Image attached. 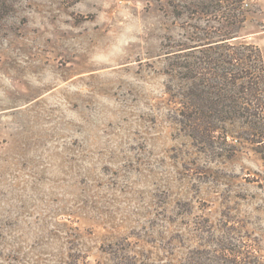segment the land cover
<instances>
[{"label":"rangeland","instance_id":"1","mask_svg":"<svg viewBox=\"0 0 264 264\" xmlns=\"http://www.w3.org/2000/svg\"><path fill=\"white\" fill-rule=\"evenodd\" d=\"M211 36L264 53V0H0V264H264V161L176 119Z\"/></svg>","mask_w":264,"mask_h":264},{"label":"trees","instance_id":"2","mask_svg":"<svg viewBox=\"0 0 264 264\" xmlns=\"http://www.w3.org/2000/svg\"><path fill=\"white\" fill-rule=\"evenodd\" d=\"M212 37H207L201 47L187 51L192 62L182 66L191 83L185 90L172 93L179 100L176 119L201 151L218 157L228 155L230 146L237 150V145L228 140V126L238 124L243 129L233 140L248 142L264 161L263 50L253 41L231 42L228 39L233 35L214 41ZM181 53L173 55L180 57ZM221 251L193 249L181 264L247 263L226 246ZM119 252L114 251V264H152L127 251Z\"/></svg>","mask_w":264,"mask_h":264}]
</instances>
